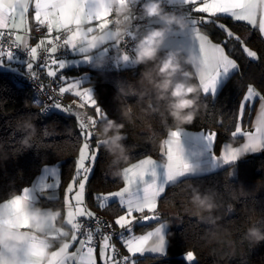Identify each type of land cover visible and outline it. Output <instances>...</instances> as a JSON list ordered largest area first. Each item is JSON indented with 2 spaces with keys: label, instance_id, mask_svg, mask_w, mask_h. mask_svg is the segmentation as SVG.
<instances>
[{
  "label": "trees",
  "instance_id": "trees-1",
  "mask_svg": "<svg viewBox=\"0 0 264 264\" xmlns=\"http://www.w3.org/2000/svg\"><path fill=\"white\" fill-rule=\"evenodd\" d=\"M195 13L191 17L196 21L207 17L197 13L196 16ZM212 19L213 23L196 24L210 41L218 44L223 41L224 33L217 25L224 24L230 30L238 31L246 46L257 53V58L249 60L241 47L231 41L225 46L226 53L237 62L239 68L227 78L214 97L201 95L203 103L192 124L177 126L166 113L161 114L164 102H157L150 85L140 78L141 72L150 65L131 68V80H126L121 86H112L109 81L98 82L95 90L98 106L108 118L125 125L123 131L127 133V139L123 143L128 159L114 162L113 157L99 147L94 173L87 186L86 202L95 212L112 222L111 217L123 214L119 203L110 202L102 209L93 197L119 190L123 185V169L131 163L146 157L162 159L160 146L169 132L177 128L212 131L216 134L213 152L217 154L223 143L237 145L242 139L232 135L237 123H241L244 131L250 125L257 98L246 107L243 121L239 117V105L249 86L264 96V41L255 29L242 22L230 17ZM166 51L168 49H161V55ZM6 59L3 60L4 64L21 65L25 69L21 68L24 75L29 72L25 67L26 62ZM186 68L193 73L192 83L199 84L194 67L187 65ZM117 70L103 73L112 75ZM8 73L0 72V203L28 187L44 165H54L60 170L59 198L56 201L41 199L37 205L62 211L64 191L74 174L81 146L78 118L53 110L42 117L29 90L11 83L10 74L13 73ZM140 93L146 95L141 98ZM147 102L159 107L161 113L148 111ZM122 110L128 112L129 116L123 117ZM86 111L90 116L94 113L93 109ZM24 118L30 119L36 126L32 147L27 150L21 148L18 142L22 134L15 131L18 121ZM98 127L92 141L93 147L98 143ZM189 185L201 194L206 191L215 193L218 208L210 216L205 214L203 220L195 214L196 209L190 203L192 193ZM157 212L159 221L134 227L135 231H145L161 222H168L166 253L136 256L134 259L138 264H190L185 259L188 252L195 257L191 264H264V241L254 245L245 239V232L250 227L264 231V149L221 169L186 176L172 183L158 198ZM215 217H219L216 221L218 227L211 222Z\"/></svg>",
  "mask_w": 264,
  "mask_h": 264
},
{
  "label": "snow or ice",
  "instance_id": "snow-or-ice-1",
  "mask_svg": "<svg viewBox=\"0 0 264 264\" xmlns=\"http://www.w3.org/2000/svg\"><path fill=\"white\" fill-rule=\"evenodd\" d=\"M169 3V0H167ZM171 4L192 5L196 12L208 14L206 18L200 21L188 20L189 27L184 33L176 34L173 39L177 41V46L185 51L191 52L193 65L196 67L199 85L204 96L216 95V86L218 78L222 74L232 73L238 69L237 62L230 58L225 51V46L230 41L235 40L241 44L243 52L249 58H257L255 51L249 50L245 46V41L236 36L226 25L218 24L217 26L223 31L224 39L221 43H212L207 35H202L194 27L197 23H213V17H231L235 21H246L249 24L256 25L257 15H259V31L264 35V0H170ZM98 0H35L34 2V19L39 25H47L49 34L53 29L59 31L67 29L72 31L70 26L77 19L84 24H91L93 21H98V29L107 27L108 17L110 13L106 10L103 13L96 11ZM200 5V6H197ZM29 0H3L0 4V40L4 37H12L9 48L5 49L0 46V65H3V60L6 57L8 61L14 58V53L11 50L13 47H23L28 50V55L31 61H37L38 49L45 43L41 41L35 47L28 48L27 44V16L29 12ZM96 29L88 27L84 33L79 31L72 32V35L64 40V44L71 47L73 51L79 53H87L85 47L88 34L95 32ZM24 33V34H22ZM127 38L131 41L135 40V35L131 32L127 34ZM59 37L50 38L47 43L51 45L47 49L50 54V62L42 65L47 69V76L57 77V71L52 68L53 65H58L59 69L65 67L63 60L51 58V54L57 52L56 41ZM106 40H111V33L108 32ZM195 44V46H194ZM119 47V45H114ZM127 47V46H126ZM110 48L103 49L104 54L110 53ZM126 53H128L126 51ZM85 62L91 61L92 58L85 55ZM124 63H129V56L123 57ZM27 68L32 70L34 64L27 63ZM34 78H36L34 76ZM58 93L62 96L71 93L80 99L78 107H91L94 109V115L89 116L87 120L78 117L80 131L82 133L81 146L79 147L78 156L75 161V171L70 182L65 189L64 204L66 206L65 224L71 228L70 241L64 242L62 251L63 257L58 259L57 253H53L49 264H97L95 253V235L102 232L103 228L111 229L112 224H106L100 221L92 212L85 202L87 186L90 177L94 173V167L99 155V143L93 148L92 141L95 137V130L99 123L108 119L106 113L98 106L90 88L81 89V83L76 80L73 83H67L66 86H60ZM258 96L261 100L260 114L257 117V124L252 131H244L241 123H237L233 137L242 135L247 138V143L242 148L228 147L222 148L219 155H213V162L219 161L222 164H233L241 155L246 152H255L264 149V96H259L254 92L253 86H249L239 105V117L243 121L245 109L249 106V102ZM50 99H53L50 97ZM55 109L62 112H71V108L63 106L60 102L53 104ZM47 111V109H46ZM181 131H171L170 137L174 142L180 144ZM209 149H213L216 139L215 133L204 135ZM166 143H170L166 141ZM167 164L161 169L152 159H143L138 163L132 164L123 170L124 187L118 191L98 194L93 197L97 201V206L105 208L109 202L118 200L119 206L124 214L119 215L114 220V225L121 229L118 234L121 243L127 250L128 255L119 256L116 246L112 243L114 232H108L102 237L100 245V261L102 264H138L134 257L143 255L146 252L164 254L165 250V235L164 229L166 225L160 223L153 231H149L144 235L134 234V225L138 223L135 213L141 214L140 220L159 221L157 215V199L165 192L166 187L170 183L176 182L179 178L185 177L186 174L193 172V167L179 152H174L171 147H168ZM159 170V171H158ZM58 169H52L48 177L51 183L44 182L39 191L43 192L48 189L58 188L60 185V177ZM149 177L150 179H146ZM35 190L25 188L22 195H17L6 203L0 205V213H7L9 216H15L21 207L34 206L37 196L33 194ZM149 213V214H145ZM56 216L43 225L45 232L52 238L58 239L62 237V233L55 230L54 221ZM84 221H95L97 227L93 229L91 224H85ZM0 223L10 224L11 221H2ZM22 226H25L22 224ZM9 239H12L11 234ZM73 245H78L74 252L69 249ZM33 257L37 255L36 250L32 253ZM195 257L192 252L186 254V260L194 261ZM22 264H28L27 261H22ZM35 264V261H32Z\"/></svg>",
  "mask_w": 264,
  "mask_h": 264
},
{
  "label": "clouds",
  "instance_id": "clouds-1",
  "mask_svg": "<svg viewBox=\"0 0 264 264\" xmlns=\"http://www.w3.org/2000/svg\"><path fill=\"white\" fill-rule=\"evenodd\" d=\"M169 5H171L169 0ZM139 6L138 15L142 20L157 21L159 26L152 27L145 31L143 35L135 41L134 54L131 56L133 65H145L146 69L141 72L140 78L150 85L157 102L163 101V112L159 107L147 102V110L152 113L165 114L177 126L190 125L196 119L202 106V89L199 84L192 83L193 73L187 70V65L193 64L191 53H186L182 49H169L161 55V49L170 33H184L189 24L183 13L167 10L164 0H98L96 11L103 13L108 11L111 19H108L107 27L98 29L87 35L85 47L88 53L97 52L108 40L106 35L111 33V42L120 45L125 41L129 29L132 28V17L136 13V6ZM111 25V27H109ZM84 23L78 26L76 31L84 33ZM128 55L122 49L119 59L123 62V57ZM129 56V55H128ZM92 58V56H89ZM130 59V57H129ZM103 65V58H98L94 69ZM146 93H140L143 98ZM123 117H128L129 113L121 111ZM124 123L108 118L100 123L97 131L99 145L113 157V161H127L126 146L123 143L127 139V133L123 131ZM15 131L22 134L19 145L24 150L32 147V138L36 134L35 124L27 118L19 120ZM178 151L183 155L184 149L179 145ZM20 152V151H19ZM195 155L199 156L197 152ZM242 156V155H241ZM191 188V186L189 185ZM190 203L196 209V215L203 220L205 214L211 213L218 208L214 200L215 193L206 191L201 194L195 188H191ZM52 216H59V211L44 209L40 206L21 205L15 216L7 213H0V220L11 221L10 224L0 223V264H49L52 254L57 253V258L63 257L62 251L64 240L69 237V231L61 225H55V230L62 233L59 247H54L53 239L45 232L43 227ZM219 217L212 219L216 225ZM24 224L25 226H22ZM218 227V225H216ZM11 234L12 239H9ZM245 239L254 245L264 241V231L259 228L250 227L245 232ZM36 250L37 255L32 253Z\"/></svg>",
  "mask_w": 264,
  "mask_h": 264
},
{
  "label": "built area",
  "instance_id": "built-area-1",
  "mask_svg": "<svg viewBox=\"0 0 264 264\" xmlns=\"http://www.w3.org/2000/svg\"><path fill=\"white\" fill-rule=\"evenodd\" d=\"M141 2H143V0H141ZM164 4L167 10L183 13L186 18L191 17L195 12L194 7L192 5H181V4L169 5L167 3V0H164ZM138 11H139V6L137 5L136 6L137 14H134L132 17H130L133 21V25L132 28L129 29V32L135 35L136 37L135 40L131 41L126 37L125 41L122 42L118 48L114 47V44H110L109 47L111 49L110 53L94 54L91 63L88 65L90 70L94 72L115 71L117 68V61L119 60L120 50L122 49L125 52L127 51L128 53H133L135 41L139 39V37L143 35L145 31L149 30L152 27L159 26L157 21L142 20L138 15ZM107 19H111V16H109ZM109 27H111V25ZM71 32L72 31H69L67 29H62L59 31L53 30L52 33L49 34L48 27L46 24L45 25L34 24L28 33L30 40L34 42L36 45L41 41L45 42L41 46V48L38 49L37 61L34 62L31 61L28 55V50L24 49L23 47H13L11 49L14 53V57H17L26 63L32 62L34 64L33 69L29 70V72L25 75L10 74V73L8 74H10L11 83L18 84L29 90L31 98L39 106V113L42 117H46L54 109L53 104L55 101L65 104L67 108H71V112H70L71 114H73L77 118L79 117L86 121L87 118L90 116L88 112L86 110L80 109L72 101L67 100L65 94L61 96L58 93V89H59L58 83L62 74L58 73L57 77L52 78V77H48L47 73L43 72L44 67L42 65L50 61V54L48 53L47 49L51 47V45L47 43V40L50 38L59 37V40L56 41V46L58 50L56 53L51 54V58L69 59L72 56L71 47L65 45L64 40L69 38ZM12 39H13L12 37H4L2 40H0V46L4 47L5 49H8L10 41ZM28 48L30 49V47ZM98 58H103V65L98 69H94L92 65L95 64ZM34 76L36 78H34ZM50 97H52L53 99H50ZM95 215L96 217L99 218L100 221H103L106 224L113 225L111 229L105 227L102 229L101 233L95 235V249H96L99 247L104 234H107L108 232L116 233L117 235H114L112 239L116 241L119 239L118 234L121 232V229L115 226L114 223L108 217L97 212H95ZM84 223L91 224V227L93 229H95L98 226L95 221H84ZM116 248L118 250L120 257L128 255L122 252L121 249L118 247V245H116Z\"/></svg>",
  "mask_w": 264,
  "mask_h": 264
},
{
  "label": "crops",
  "instance_id": "crops-1",
  "mask_svg": "<svg viewBox=\"0 0 264 264\" xmlns=\"http://www.w3.org/2000/svg\"><path fill=\"white\" fill-rule=\"evenodd\" d=\"M34 2H35V0H29V5H30V7H29V12H28V16H27V32H26V36H27V44H28V47H35L36 46V44L34 43V42H32L31 40H30V38H29V31H30V29H31V27L34 25V24H38V22L34 19ZM3 3V0H0V4H2ZM197 6H200V5H197ZM196 12V11H195ZM194 12V13H195ZM197 14H205V15H207L208 16V14H206V13H202V12H196ZM195 13V15L197 16V14ZM193 16V15H192ZM231 18V17H230ZM189 19H192V17H188V18H186V20H187V22H188V20ZM232 19V18H231ZM193 20V19H192ZM233 20V19H232ZM235 21V20H234ZM238 22H242V23H244V24H246L250 29H255L258 33H259V35L261 36V38L264 40V35H262L261 33H260V31H259V15H257V23H256V25H252V24H249L248 22H246V21H238ZM99 22L98 21H93L91 24H84V29L86 30L88 27H93L94 29H96V30H98V28L96 27L97 26V24H98ZM81 25V21L79 20V19H77V20H75L74 22H73V25L71 26L72 27V32H75L76 30H77V28H78V26H80ZM189 27H193L192 25H190L189 24ZM195 28H196V30H198L202 35H206L203 31H201L199 28H198V26L197 25H195L194 26ZM54 31H57V30H55V28L53 29ZM62 30V29H61ZM72 32L70 33V35H69V37L72 35ZM22 34H24V33H22ZM176 34H180V33H170L169 34V36L167 37V39H166V41H165V43H164V45H163V47H162V49H182V50H184L183 48H181V47H179V46H177V41L176 40H174L173 39V36H175ZM210 40V39H209ZM212 42V41H211ZM111 43H113V42H111V40L110 41H108V42H106L105 44H111ZM212 43H214V42H212ZM218 44V43H217ZM194 46H195V44H194ZM185 51V50H184ZM186 53H191V52H189V51H185ZM13 59H16V60H18V61H15V60H10V61H13V62H20V61H22V62H24L23 60H19V59H17V58H13ZM7 60V59H6ZM8 61V60H7ZM50 62V61H49ZM14 64V63H13ZM12 63H6L5 65L6 66H8V67H12V68H14L15 69V71L14 72H17L18 74H22V72L25 70L21 65H20V67L19 66H17V65H13ZM27 64H25V67L27 68V66H26ZM192 66L194 67V70H195V72H196V76H197V70H196V67L192 64ZM21 68H23L24 70H21ZM28 69V68H27ZM44 71H45V73H47V69L46 68H44ZM13 72V73H14ZM23 73H25V72H23ZM230 73H228V74H222L219 78H218V81H217V86H220V85H222V84H224V82L227 80V78L230 76L229 75ZM197 79H198V76H197ZM199 81V80H198ZM216 86V87H217ZM255 93H258V92H256V91H254ZM259 94V93H258ZM259 96H262V95H260L259 94ZM254 98H257V102L255 103V106H254V110H253V114H252V118H251V122H250V125H249V127L247 128V130L246 131H252V130H254V128H255V126H256V124H257V117L259 116V114H260V105H261V100L259 99V97L258 96H254ZM253 101V100H252ZM252 101H250L249 103H251ZM170 133V132H169ZM181 134H183V136L185 135V132H182V130H181ZM236 137H241L242 139L240 140V142L237 144V145H232V144H229V143H223L222 145H221V147H220V149H219V151H218V153L216 154V155H219V153H220V151H221V149L222 148H224V149H227L228 147H236V148H242L243 147V145L244 144H246L247 143V138L246 137H244V136H242V135H238V136H236ZM166 141H168L166 138H165V140H164V142L161 144V146H160V155H162V157L164 158L165 156H166V152H167V149H168V147H170L173 143H166ZM182 141L184 142V141H186L185 139H182ZM178 147H179V145H178ZM172 150L174 151V152H179L178 151V148L176 149L174 146H173V148H172ZM263 149H261V150H258V151H255V152H246V153H244L242 156H240L235 162H237V161H239V160H241L243 157H246V156H251V155H253V154H256V153H259V152H261ZM180 153V152H179ZM152 159L158 166H159V168H163L166 164H167V156H166V158H165V162H160L159 160H156V158H152V157H146V158H142V159H140V160H143V159ZM140 160H138V161H136V162H134V163H131L130 165H132V164H135V163H138ZM193 159H190V160H188L187 162L189 163V162H191ZM234 162V163H235ZM130 165H128V166H126V167H129ZM225 166H228V165H225V164H222V163H220L219 161H215V169H221V168H223V167H225ZM126 167H124V168H126ZM52 169H58L59 170V168L58 167H56V166H54V165H44L41 169H40V172L38 173V175L34 178V180H33V182L28 186V187H25V188H29V189H34L35 191L33 192V194L34 195H36L37 196V200L35 201V203H34V206H37V204H38V202L41 200V199H43V200H48V201H56L58 198H59V187H60V185H59V187L58 188H54V189H48V190H46V191H43V192H41V191H39V189H40V187L42 186V184L44 183V182H48V183H51V180L50 179H48L47 181L45 180V178L46 177H48V174H49V172L52 170ZM124 170V169H123ZM210 170H213V169H211V166L210 165H198V167H195V168H193V172H191V173H188V174H186V176H193V175H199V174H202V173H207V172H212V171H210ZM159 171V170H158ZM58 174H59V177H60V170L58 171ZM185 176V177H186ZM123 177V176H122ZM181 178H183V177H181ZM146 179H150L149 177H146ZM180 179V178H179ZM60 181H61V178H60ZM172 183H170L169 185H171ZM68 185V184H67ZM67 185H66V187H67ZM168 185V186H169ZM124 187V179H123V185H122V187L121 188H123ZM24 188V189H25ZM120 188V189H121ZM23 189V190H24ZM66 189V188H65ZM23 190L19 193V194H17V195H22V193H23ZM115 192V191H114ZM17 195H14L13 197H11V198H9V199H7V200H5V201H3V202H1L0 203V205H2L3 203H6L7 201H9L10 199H12V198H14L15 196H17ZM64 195H65V191H64ZM63 199H64V197H63ZM158 200V199H157ZM85 202H86V197H85ZM117 202H118V200H117ZM110 203V202H109ZM119 203V202H118ZM86 206L92 211V212H94L95 213V211L92 209V208H90L88 205H87V202H86ZM40 207H42V208H44V209H52L51 207H49V206H40ZM52 210H54V209H52ZM54 211H56V210H54ZM59 211V210H58ZM66 211H67V209H66V206H65V204H64V207H63V210L62 211H59V216L56 218V220L53 222L54 223V226L55 225H57V224H59V225H61L62 227H64V228H66L68 231H69V233H70V235H69V237H67V238H62L63 240H64V242H67V241H70V239H71V228H70V226H68V225H66L65 224V215H66ZM157 211V210H156ZM157 214H158V212H157ZM137 217L138 218H140V214L138 213L137 214ZM113 223H114V221H113ZM167 230L168 229H164V235H165V249H166V241H167V239H166V234H167ZM51 238V237H50ZM52 239V238H51ZM118 242V243H117ZM112 243L116 246V245H118V247L121 249V251L122 252H124L125 254H128L127 253V251L126 250H124V248H123V244L121 243V240L120 239H118V240H116V241H114V240H112ZM53 244H54V247H53V251L54 250H56L58 247H59V244H60V240L59 239H53ZM100 245H101V243H100ZM100 245H99V247L98 248H96L95 249V253H96V258H97V264H102V262L100 261V257H99V253H100ZM78 245H73L70 249H69V251L70 252H74L75 251V249H76V247H77ZM165 251V250H164ZM144 254H150V255H152V256H155V255H161V254H158V253H150V252H146V253H144Z\"/></svg>",
  "mask_w": 264,
  "mask_h": 264
},
{
  "label": "rangeland",
  "instance_id": "rangeland-1",
  "mask_svg": "<svg viewBox=\"0 0 264 264\" xmlns=\"http://www.w3.org/2000/svg\"><path fill=\"white\" fill-rule=\"evenodd\" d=\"M192 19L196 20V18L195 19L192 18ZM231 31H233L236 36L240 37L238 31L232 30V29H231ZM231 42H233L235 45H239L241 47V49H242L241 44L238 43L237 41H233L232 40ZM111 44L115 45L114 42L111 43ZM245 46H246V44H245ZM106 47L109 48L110 44L103 45L101 49L96 50L97 51L96 53L95 52H92V53H88L87 52V53H83V54L79 53L78 51H73L71 49L72 56L69 59H57L58 61L59 60H63L65 62V67L63 69H59L58 65H53L52 66V68L57 71V74L58 73L62 74V76L60 78V81L58 83V88L60 86H66V82L67 83H73L76 80H79L80 83H81V89L90 88L91 91H92V94H93V96L95 98V90L97 89L98 82H100V81H109L110 85H112V86H121V85H123L125 83L126 80H131V77H130L131 70L130 69L133 68V67H136V65H133L131 63V56L133 54L132 55L128 54L129 57H130V62L129 63L121 62L120 59L117 61V69L118 70H117V72L115 74L109 75L108 73L94 72V71L89 69L88 65L91 63V61L85 62L83 60L84 56L85 55L92 56V58H93L94 54L103 53V49L106 48ZM249 50H252V49L249 48ZM242 51H243V49H242ZM245 56L247 57L246 54H245ZM230 58H232V57L230 56ZM247 58L249 60H251V61L256 60V58H249V57H247ZM14 71H15L14 68L8 67L4 63H3V65H0V72L2 74H5L7 72L13 73ZM234 71H236V70H233V72ZM14 73H17V72H14ZM232 73L230 72L229 75H231ZM117 80H122V81H117ZM222 85L216 87V94L219 91V89L222 87ZM65 95L67 96L68 100L72 101L75 105L78 106V104L80 103V99L78 97L74 96L71 93H67ZM61 104L63 106H65V107H67L65 104H63V103H61ZM81 109L87 110V109H92V108L91 107H85V108H81ZM53 112H56V113H59V114H62V115H70L71 114L70 112H67V111L62 112V111H60L58 109H55V108L53 109ZM91 115H94V113L91 114ZM175 130H179V131L182 130V132H185L184 136H183V134H180V144H181V147L184 149V154L183 155H184V158L186 159V161H188L190 159H193L191 162H189V165H191L193 168L198 167L199 164L200 165H210L211 169H213V170H210V171L217 170V169H215V163L213 162V159H212V154L216 155L213 152L214 145H213V149L212 150L209 149V147L207 145V141L204 139V135H207L210 132L211 133H214V132L209 131V130H203V129H200V130H189V129L177 128ZM170 133L166 136V139L170 143H173L174 140H173V138L170 137ZM182 139H185L186 141L183 142ZM214 143H215V141H214ZM173 146L176 149L178 148V144L175 143V142L170 146L171 149L173 148ZM93 148H95V146ZM197 152L200 153L199 156L195 155V153H197ZM165 158H166V156L164 158H162V159L156 158V160H159L160 162H165ZM180 179H178V180H180ZM137 214L138 213H135L136 217H137ZM145 214H149V213H145ZM120 215H122V214H120ZM140 216H141V214H140ZM116 217L113 216L111 218L114 221ZM137 220H138V223L136 225H139V226L152 222V221H148V222L142 221L138 217H137ZM161 223L166 225L165 229H169L168 222H161ZM159 224L154 226V227L148 228L145 231H135V227H134L133 231H134V234L137 235V236L144 235V234H146L149 231H153L156 227L159 226ZM123 248H124V250H126L124 245H123ZM165 253H166V249L164 251V254H162V255H165ZM186 254H185V259H186ZM144 255H146V254H143V255L137 254L138 257H143Z\"/></svg>",
  "mask_w": 264,
  "mask_h": 264
}]
</instances>
